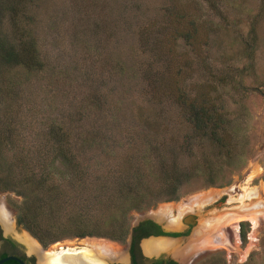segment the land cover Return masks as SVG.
<instances>
[{"label":"rangeland","instance_id":"rangeland-1","mask_svg":"<svg viewBox=\"0 0 264 264\" xmlns=\"http://www.w3.org/2000/svg\"><path fill=\"white\" fill-rule=\"evenodd\" d=\"M22 9L19 17L30 24L40 64L25 75L14 68L18 88L8 95L0 92V127L9 125L10 138L17 142L15 148L10 144L9 158L21 150L26 163L37 167L46 128L55 123L68 133L92 183L97 181L94 176L110 179L129 155L154 169L161 145L179 141L187 129L171 99L174 82L202 91L215 87L217 101L237 127L239 162L224 165L223 179L215 184L190 178L176 199L132 209L128 221L150 217L162 228L183 231L172 237V249L157 253H145L146 240H139L145 264L159 256L179 264H264V0H32L31 8ZM180 12L197 20L190 43L174 31L188 27ZM9 22L6 9L0 10V25L8 36ZM208 148L200 142L196 157L211 158ZM179 161L187 163L185 158ZM53 168L54 180L65 182L69 169ZM245 187L254 193L242 203L258 224L252 229L250 220L241 217L234 235L227 212L241 204L239 194ZM196 197L199 206L189 209L187 204ZM19 199L13 191L0 189L14 223L11 236L21 242L29 239L44 253L71 255L85 254V241H101L125 248L126 257V238L67 235L42 244L17 221L13 202ZM186 209L195 215L187 230L156 215L173 210L176 216ZM222 220L224 238L208 243L209 232L215 234L218 225H207ZM34 261L45 260L35 253Z\"/></svg>","mask_w":264,"mask_h":264},{"label":"trees","instance_id":"trees-1","mask_svg":"<svg viewBox=\"0 0 264 264\" xmlns=\"http://www.w3.org/2000/svg\"><path fill=\"white\" fill-rule=\"evenodd\" d=\"M31 6L32 0H10L8 3L0 0V10L6 9L9 16L12 35L10 37L4 33L5 29L0 25L2 95L13 93L18 88L17 70H22L21 75H25L40 64L34 55V41L27 27L30 24L25 19L26 23H22L19 17L22 8ZM179 14L188 27L174 31L186 43H190L198 31L197 20L188 18L184 12ZM14 68L18 69L14 71ZM215 89L202 91L185 83L174 82L170 91L173 94L171 99L187 125L180 140L158 147L154 169H146L141 161L129 155L110 179L94 176V180L97 179L95 183L89 179L84 162L72 149V142L62 126L51 123L46 128L41 159L37 167L34 166L36 168L26 163L21 150L10 154L9 158V146L12 143L15 148L17 142L11 140L14 136L10 138L9 125L0 127V189L11 190L20 196L18 201L13 202L17 221L42 244L67 235H96L122 241L130 230V210H140L158 201L176 199L190 178L203 179L204 184L217 183L223 179L224 165L230 167L238 163L240 153L235 149L236 124L217 101L219 96ZM84 142L81 138V149ZM200 142H205L209 147L211 158L201 155L199 160L196 157L195 148ZM167 155L171 156L170 160H166ZM181 158H185L187 163H179ZM52 165L69 169L65 182L54 180L55 168L51 170ZM141 223L157 227L149 219ZM141 223L132 227V230ZM150 233L163 232L156 228L143 231L140 236ZM240 236L244 237L242 229ZM168 262L177 264L172 260ZM4 263L17 264L13 260ZM155 264L161 262L155 261Z\"/></svg>","mask_w":264,"mask_h":264},{"label":"bare ground","instance_id":"bare-ground-1","mask_svg":"<svg viewBox=\"0 0 264 264\" xmlns=\"http://www.w3.org/2000/svg\"><path fill=\"white\" fill-rule=\"evenodd\" d=\"M253 193H254L253 189H246V187L242 188V191L239 194V201L241 202V204L239 206L231 208V210H228V212H227L230 215L228 218L232 219V222H231L232 225L230 228H232L231 230L234 232V235H236V229L238 227V226H236V220H238L241 217H246L250 220L251 225H252V229L255 228L258 224L257 219L255 217H253L254 214L249 212L248 208H246L242 203L243 199L253 196ZM203 199L208 200V198H203ZM199 200H201L200 197L192 198L189 201V203L187 204L188 208L191 209V207L193 208L194 206L195 207L199 206ZM186 211H187V209H186ZM223 220L220 222H216L215 224L211 223V224L207 225V227H209V226L211 227V225H212V227L213 226L215 227V225L216 226L218 225V229L215 231L216 233L214 232L215 234L209 232V234H208L209 238L207 241L208 243H214V242H217L220 238H224L223 231L221 230V227H220V223L223 222ZM12 221H13L12 216H11L9 210L4 205L3 201L0 200V223H1V226L3 227L5 233L10 232L11 234H14V229H13L14 223L12 224ZM206 221L207 220H205L204 222H206ZM177 222H179V218L173 219V220H168V224L170 226L175 225ZM206 231H208V229ZM88 238H96V237H88ZM88 238H86V239H88ZM168 238L169 237H161V236L145 238L144 240H146V241H144V243H143V248L145 250V253H147V254L157 253V252L162 251L163 249L164 250L172 249L174 247V244H173L174 240L168 239ZM214 238H216L215 241L213 240ZM96 239L101 240L102 238H96ZM205 239H206V237H205ZM22 241L26 245L28 251H31V250H34L35 252L38 251V257L45 260L44 264H62V263H64V264H106L104 258H108V259H112V258L113 259H124L125 258V251L117 249L114 246H112L108 243H105V242H101V241H98V242H96V241H85L84 245L86 246V248L83 251V252H85V254H81V253L76 252V253H73L71 255L67 254L65 256H60L59 254H55V252L50 253V254L41 252V250H37L36 245L29 239H24Z\"/></svg>","mask_w":264,"mask_h":264},{"label":"flooded vegetation","instance_id":"flooded-vegetation-1","mask_svg":"<svg viewBox=\"0 0 264 264\" xmlns=\"http://www.w3.org/2000/svg\"><path fill=\"white\" fill-rule=\"evenodd\" d=\"M174 213L175 212L172 210L171 212L168 211L165 214L162 212H159V213H156V215L159 218H161V220L163 222L165 221L166 223H168V220H173V219L179 218V222L185 226L186 230L193 224L195 215L190 210L184 211V212H182V214H181V211L178 210V215H176V216L174 215ZM145 219L151 220L152 222L155 223V225L157 227L149 225L148 223H141ZM139 223H141V224L138 226V228L135 230H132V227L137 226ZM156 228L160 229L163 232L162 234L170 235L172 237H174L178 234H181L183 232L182 230L163 231L161 224L159 222L153 220L150 217H144L142 219H139L136 224L130 225V230L126 236L127 242H126V257L125 258L127 259V261L126 262H111V264H140V263L145 264V262L142 261L143 257L141 255V251H140L138 243H139V240L146 235L140 236V234L143 231H153ZM13 229H14V225H13ZM2 230H3V227L1 226V223H0V257H2L3 255H6V254H12V255L17 256L21 260H23L25 264H36L34 259H35V253L38 256V251L35 252L34 250H31V251H29V254H26L24 249L25 248L27 249V247L25 246V244L23 242H21L20 240L16 239L15 237H12L10 232H6L3 234L4 231L2 232ZM150 234H153V233H150ZM147 235H149V234H147ZM170 239H173V238H170ZM215 239L216 238H214L213 240L215 241ZM36 248H37V250H41L42 246H36ZM121 249L125 251V248L121 247ZM41 252H42V250H41ZM59 255L65 256L62 254H59ZM148 260L149 261L146 264H155V261H160L161 264H168L169 263L168 260H172V261L176 262L177 264H179L176 260H174L171 257L159 256V257L149 258ZM4 262H2L0 264H7Z\"/></svg>","mask_w":264,"mask_h":264},{"label":"water","instance_id":"water-1","mask_svg":"<svg viewBox=\"0 0 264 264\" xmlns=\"http://www.w3.org/2000/svg\"><path fill=\"white\" fill-rule=\"evenodd\" d=\"M142 218H144V217H141V218H139V219H142ZM139 219H137V221H138ZM137 221L132 222L130 225H134V224H136ZM162 230H163V231H171V230H168V229H165V228H162ZM155 236H161V237H169V238H172V236H170V235H164V234H149V235H146V236L142 237L141 239H145V238H147V237H155ZM141 239H140V240H141ZM10 259L16 261L18 264H25L23 260H21L20 258H18V257L15 256V255H12V254H6V255H3L2 257H0V263L4 262V261H6V260H10Z\"/></svg>","mask_w":264,"mask_h":264}]
</instances>
